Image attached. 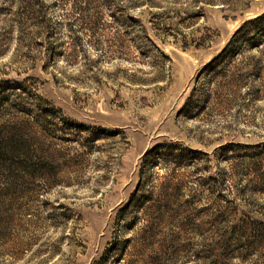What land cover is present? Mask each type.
<instances>
[{
	"label": "rangeland",
	"instance_id": "rangeland-1",
	"mask_svg": "<svg viewBox=\"0 0 264 264\" xmlns=\"http://www.w3.org/2000/svg\"><path fill=\"white\" fill-rule=\"evenodd\" d=\"M263 15L0 0V264H264Z\"/></svg>",
	"mask_w": 264,
	"mask_h": 264
},
{
	"label": "trees",
	"instance_id": "trees-1",
	"mask_svg": "<svg viewBox=\"0 0 264 264\" xmlns=\"http://www.w3.org/2000/svg\"><path fill=\"white\" fill-rule=\"evenodd\" d=\"M263 19H264V15L261 16L260 19L249 21V22L247 23L246 26L251 25V24H253V25H254V24H258V23H259L260 21H262ZM248 29H249V27H248ZM164 146H165V145H164ZM166 147H170V148H176V147H179L181 150L184 149V147H182V146H178V145H176V144H172V143L167 144Z\"/></svg>",
	"mask_w": 264,
	"mask_h": 264
}]
</instances>
